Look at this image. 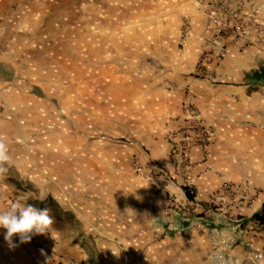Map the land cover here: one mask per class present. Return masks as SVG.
<instances>
[{
    "label": "rangeland",
    "instance_id": "rangeland-1",
    "mask_svg": "<svg viewBox=\"0 0 264 264\" xmlns=\"http://www.w3.org/2000/svg\"><path fill=\"white\" fill-rule=\"evenodd\" d=\"M231 43L264 46V0H0V135L13 188L2 202L39 208L43 195L54 220L30 242L0 244V264H112L93 224L113 221L115 209L98 192L143 176L136 148L174 140L166 128L175 110L193 109L185 102L193 84ZM78 203L88 205L84 216L71 209ZM253 257L264 264V248Z\"/></svg>",
    "mask_w": 264,
    "mask_h": 264
},
{
    "label": "crops",
    "instance_id": "crops-1",
    "mask_svg": "<svg viewBox=\"0 0 264 264\" xmlns=\"http://www.w3.org/2000/svg\"><path fill=\"white\" fill-rule=\"evenodd\" d=\"M211 66L215 68L210 77L197 80L185 99L201 125L210 130L205 147L189 144V170H175L171 158L173 142L183 140L182 131L189 125L188 114L179 108L174 112L178 120L166 128V134L176 133L174 140L164 135L158 140L145 138L141 143L146 150L136 148L143 176L134 177V185L98 192V202L108 200L115 209L108 213L113 214V221L93 224L100 236L99 254L112 258V264H211L208 255L215 240L208 236L204 224L230 237L231 230L239 228L237 217L242 221V244L228 249L225 263L260 264L252 258L264 248V224L253 219L264 207V86L255 84L251 73L264 67V46L231 43L222 59ZM189 181L195 190L193 201L185 189ZM226 186L233 189L225 191ZM12 192L4 173H0V209ZM59 194L57 189L50 191L51 197L63 203ZM71 195V202H78L79 196ZM88 196L86 191L81 200L88 201ZM69 203L64 204L68 209ZM186 205L195 207V214H185L182 232L176 233L170 228L179 221L174 209ZM74 206L71 209L79 212L88 208L80 203ZM97 212L103 215L101 209ZM119 243L127 253L118 249ZM0 244L8 246L3 228ZM104 244L106 249L101 248ZM18 254L32 263L25 250ZM122 255L127 256L125 261L120 260Z\"/></svg>",
    "mask_w": 264,
    "mask_h": 264
},
{
    "label": "built area",
    "instance_id": "built-area-1",
    "mask_svg": "<svg viewBox=\"0 0 264 264\" xmlns=\"http://www.w3.org/2000/svg\"><path fill=\"white\" fill-rule=\"evenodd\" d=\"M186 113L189 116V125L188 128L182 131L183 140L179 143L173 142L171 147V158L175 170L185 173L189 170L191 163L187 158V150L189 144L194 142L196 146L203 148L207 145L209 140L210 130L201 125L200 120L197 119V114L193 109H186ZM136 168L140 169L138 162L136 163ZM186 193L189 198L193 201L195 197V190L193 184L189 181L186 183ZM232 186H226L225 191L232 190ZM175 216L179 219L178 222L170 224L172 231L180 233L182 228V220L185 218V214H195V207L190 206H178L174 209ZM241 220L237 219L236 224L239 225L238 230H231L230 237L225 235L221 230L215 228H208L207 224L204 226L208 229V236L215 240V243L212 247L211 253L208 255L209 262L211 264H226V253L228 249L233 246L242 244L241 243V234L243 229L241 227Z\"/></svg>",
    "mask_w": 264,
    "mask_h": 264
},
{
    "label": "clouds",
    "instance_id": "clouds-1",
    "mask_svg": "<svg viewBox=\"0 0 264 264\" xmlns=\"http://www.w3.org/2000/svg\"><path fill=\"white\" fill-rule=\"evenodd\" d=\"M12 163L7 138L0 135V173L7 171L5 165ZM45 197L41 196V202ZM54 223L50 209L37 208L27 201L17 200L0 209V228L6 229L4 239L14 247L13 237L18 236L21 243L30 242L34 235H45L50 232Z\"/></svg>",
    "mask_w": 264,
    "mask_h": 264
},
{
    "label": "trees",
    "instance_id": "trees-1",
    "mask_svg": "<svg viewBox=\"0 0 264 264\" xmlns=\"http://www.w3.org/2000/svg\"><path fill=\"white\" fill-rule=\"evenodd\" d=\"M251 78L255 84H260L264 86V67H261L259 71L252 72ZM48 202V200L38 203V207L43 209V206ZM253 219L258 220L261 224L264 223V207L261 211L253 216Z\"/></svg>",
    "mask_w": 264,
    "mask_h": 264
},
{
    "label": "bare ground",
    "instance_id": "bare-ground-1",
    "mask_svg": "<svg viewBox=\"0 0 264 264\" xmlns=\"http://www.w3.org/2000/svg\"><path fill=\"white\" fill-rule=\"evenodd\" d=\"M73 57H74V55H73ZM32 155V154H31ZM52 174V173H51ZM53 175V174H52Z\"/></svg>",
    "mask_w": 264,
    "mask_h": 264
}]
</instances>
